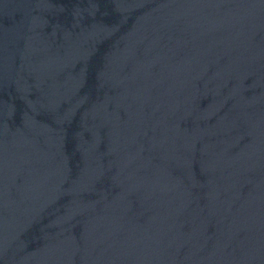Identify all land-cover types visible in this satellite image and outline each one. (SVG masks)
I'll list each match as a JSON object with an SVG mask.
<instances>
[{"label":"water","instance_id":"1","mask_svg":"<svg viewBox=\"0 0 264 264\" xmlns=\"http://www.w3.org/2000/svg\"><path fill=\"white\" fill-rule=\"evenodd\" d=\"M264 45V0H0V229Z\"/></svg>","mask_w":264,"mask_h":264}]
</instances>
